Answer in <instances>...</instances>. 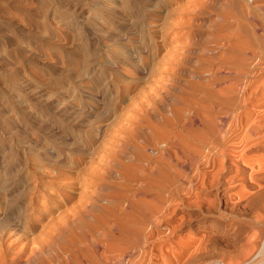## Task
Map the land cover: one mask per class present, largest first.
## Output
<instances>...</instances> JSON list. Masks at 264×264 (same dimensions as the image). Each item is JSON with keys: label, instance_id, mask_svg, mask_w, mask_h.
Wrapping results in <instances>:
<instances>
[{"label": "rangeland", "instance_id": "374dc122", "mask_svg": "<svg viewBox=\"0 0 264 264\" xmlns=\"http://www.w3.org/2000/svg\"><path fill=\"white\" fill-rule=\"evenodd\" d=\"M263 7L264 0H0V243H66L87 193L102 192L94 180L118 127L138 108L165 104L167 94L202 89L210 69L236 62L228 47L246 44L249 21L264 40ZM222 15L237 17L224 23Z\"/></svg>", "mask_w": 264, "mask_h": 264}, {"label": "bare ground", "instance_id": "6f19581e", "mask_svg": "<svg viewBox=\"0 0 264 264\" xmlns=\"http://www.w3.org/2000/svg\"><path fill=\"white\" fill-rule=\"evenodd\" d=\"M255 23L245 45L230 42L236 62L208 70L202 89L167 94L118 127L94 180L102 192L87 193L66 243L22 248L3 237L0 264H264V40Z\"/></svg>", "mask_w": 264, "mask_h": 264}]
</instances>
